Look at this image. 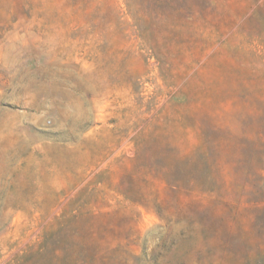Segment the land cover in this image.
Here are the masks:
<instances>
[{
	"label": "rangeland",
	"instance_id": "obj_1",
	"mask_svg": "<svg viewBox=\"0 0 264 264\" xmlns=\"http://www.w3.org/2000/svg\"><path fill=\"white\" fill-rule=\"evenodd\" d=\"M0 264H264V0H0Z\"/></svg>",
	"mask_w": 264,
	"mask_h": 264
}]
</instances>
